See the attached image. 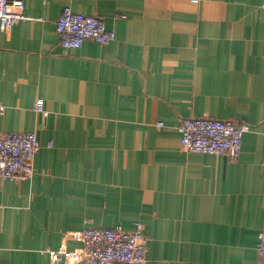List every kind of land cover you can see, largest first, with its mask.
<instances>
[{
  "label": "crops",
  "instance_id": "0c3cea01",
  "mask_svg": "<svg viewBox=\"0 0 264 264\" xmlns=\"http://www.w3.org/2000/svg\"><path fill=\"white\" fill-rule=\"evenodd\" d=\"M67 6L114 40L63 53ZM24 12L0 29V132H36L42 147L33 177L0 179V264H80L50 251L78 249L69 233L89 224L137 223L145 264H264V0H25ZM190 116L250 124L240 157L183 150Z\"/></svg>",
  "mask_w": 264,
  "mask_h": 264
},
{
  "label": "built area",
  "instance_id": "2783aa9c",
  "mask_svg": "<svg viewBox=\"0 0 264 264\" xmlns=\"http://www.w3.org/2000/svg\"><path fill=\"white\" fill-rule=\"evenodd\" d=\"M198 3L199 0H191ZM25 0H0V29L10 31L25 20ZM60 47L63 53L81 47L86 41L107 46L115 38L114 31L107 28L104 20L95 15L77 13L67 6L57 20ZM1 56V50H0ZM4 110V107H0ZM35 110L45 114L44 99L39 98ZM163 127L164 123H157ZM181 148L189 153L228 155L234 159L241 155L242 140L252 130L248 123L232 120L190 116L181 119L177 127ZM36 132H0V179L26 180L35 173L34 160L41 149ZM264 168V155L261 161ZM80 247L69 250L62 246L51 250L55 261L80 264H145L149 238L142 223L127 231L121 226L86 228L69 233ZM258 253L264 259V231L260 235Z\"/></svg>",
  "mask_w": 264,
  "mask_h": 264
}]
</instances>
